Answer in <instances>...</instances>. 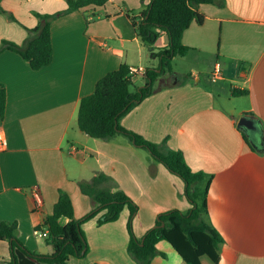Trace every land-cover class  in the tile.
Returning <instances> with one entry per match:
<instances>
[{"label": "crops", "instance_id": "0c3cea01", "mask_svg": "<svg viewBox=\"0 0 264 264\" xmlns=\"http://www.w3.org/2000/svg\"><path fill=\"white\" fill-rule=\"evenodd\" d=\"M151 2L110 0L52 18L54 58L39 71L13 51L0 54V89L7 94L0 132L8 143L0 147V225L16 224V237L33 252L53 253L34 231L53 213L60 190L72 199L75 219L94 209L79 182L98 174L111 179L106 188L123 191L137 205L138 238L160 214L191 208L184 182L148 151L123 136L98 140L78 128L82 98L106 74L127 64L141 70L134 81L144 86L143 71L159 68L160 58L136 33ZM1 5L16 21L0 15V45H26L27 29L40 23L36 14L68 9L66 0H2ZM199 12L203 23H192L182 42L185 57L193 55L195 63L207 66L208 79L200 70L187 78L163 75L156 92L121 124L153 143L168 139L166 148L181 151L194 172L212 175L209 214L225 241L221 257H231L233 264H264V0H216ZM167 45L164 36L156 48ZM217 67L222 77L213 81ZM233 90L248 94L233 96ZM245 115L255 120L250 142L256 147L238 129ZM130 214L126 207L116 222L100 226L97 217L85 223L89 253L85 259L70 257L69 264H137L128 252ZM157 248L152 264H187L169 242ZM9 255V243L0 241V261Z\"/></svg>", "mask_w": 264, "mask_h": 264}, {"label": "trees", "instance_id": "16d2710c", "mask_svg": "<svg viewBox=\"0 0 264 264\" xmlns=\"http://www.w3.org/2000/svg\"><path fill=\"white\" fill-rule=\"evenodd\" d=\"M108 1L110 0H66V11L55 15L36 14L40 23L34 29H27L29 38L26 45L3 41L0 54L7 50L13 51L28 62L33 70L39 71L49 66L54 58L51 23L48 19L89 6H104ZM1 2L2 0L0 15L16 21L12 14L3 9ZM215 3L216 0H152L136 25V33L150 49L152 56L160 58L159 68L148 69L145 85L135 86V75L131 73V68L127 64L120 65L117 70L109 72L97 82L91 95L82 98L78 110V128L82 133L98 140L123 136L134 146L148 151L156 163L179 177L185 184V197L191 208L187 212L175 209L160 214L155 226L142 238H138L133 230L137 205L123 191L113 192L106 188L111 179L98 174L90 181L79 182L82 194L90 197L95 204L90 213L82 219H75L72 199L60 190L53 213L37 228L48 231L46 242L52 246V254L41 255L31 251L16 237V224L2 223L0 241L9 243L10 255L8 260L0 261V264H69L70 257L85 259L89 246L82 226L97 217L100 226L116 222L126 207L131 213L127 224L130 236L128 252L137 264H152V260L159 254L157 245L162 241L169 242L187 264H233L231 257H221L219 250L225 241L210 220L209 195L213 176L202 171L194 172L181 151L166 148L168 139L160 144L153 143L121 124L126 114L156 92L155 85L170 69L171 61L176 57L186 56L188 48L183 45V35L192 23H203L204 16L199 12L200 6ZM164 36L168 39V45L157 49L156 43ZM155 50L159 51L155 53ZM232 94L245 96L248 92L233 90ZM6 104L7 94L2 87V118ZM244 137L251 144L248 137Z\"/></svg>", "mask_w": 264, "mask_h": 264}, {"label": "rangeland", "instance_id": "374dc122", "mask_svg": "<svg viewBox=\"0 0 264 264\" xmlns=\"http://www.w3.org/2000/svg\"><path fill=\"white\" fill-rule=\"evenodd\" d=\"M105 18V17H103ZM52 19V18H50ZM49 21V19H48ZM194 56L190 55L187 57H176L171 61V67L166 72L167 75H171L174 73H179L182 75V78H187L191 75V72H197V70H200L199 72H202L203 79H208V73H207V66L205 65H198L194 62ZM199 77V76H198ZM197 77V78H198ZM201 77V76H200ZM201 77V78H202ZM211 77V76H210ZM212 78V77H211ZM135 86H137V83L134 81ZM133 88V87H132ZM133 90V89H132ZM242 101V98H236L234 99V102Z\"/></svg>", "mask_w": 264, "mask_h": 264}, {"label": "built area", "instance_id": "2783aa9c", "mask_svg": "<svg viewBox=\"0 0 264 264\" xmlns=\"http://www.w3.org/2000/svg\"><path fill=\"white\" fill-rule=\"evenodd\" d=\"M139 72H141L140 69H131V73L133 75H136ZM143 74L145 75L146 71H143ZM221 77H222L221 71H220L219 67H217L216 70L214 71V73L212 74V80L213 81H217ZM7 144L8 143H7V140H6L5 136L3 135L2 132H0V147L1 148H6ZM37 205H39V204L37 203ZM34 234H35L36 237H39V238H43V239L48 238V231L47 230L41 231V230L36 229L34 231Z\"/></svg>", "mask_w": 264, "mask_h": 264}, {"label": "water", "instance_id": "95a60500", "mask_svg": "<svg viewBox=\"0 0 264 264\" xmlns=\"http://www.w3.org/2000/svg\"><path fill=\"white\" fill-rule=\"evenodd\" d=\"M52 19H49L48 22H51ZM255 128V120L249 115L243 116L238 122V129H240L245 135L249 131H253ZM253 147H256L253 143H251Z\"/></svg>", "mask_w": 264, "mask_h": 264}, {"label": "flooded vegetation", "instance_id": "af4514ba", "mask_svg": "<svg viewBox=\"0 0 264 264\" xmlns=\"http://www.w3.org/2000/svg\"><path fill=\"white\" fill-rule=\"evenodd\" d=\"M246 136L248 137V139H249L250 141L253 142V132H252V131H249V132L247 133Z\"/></svg>", "mask_w": 264, "mask_h": 264}]
</instances>
